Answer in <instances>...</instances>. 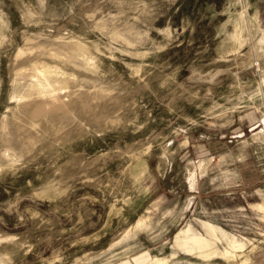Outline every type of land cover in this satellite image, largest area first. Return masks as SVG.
I'll list each match as a JSON object with an SVG mask.
<instances>
[{"label": "rangeland", "instance_id": "1", "mask_svg": "<svg viewBox=\"0 0 264 264\" xmlns=\"http://www.w3.org/2000/svg\"><path fill=\"white\" fill-rule=\"evenodd\" d=\"M257 175L264 0H0V264H264Z\"/></svg>", "mask_w": 264, "mask_h": 264}, {"label": "crops", "instance_id": "2", "mask_svg": "<svg viewBox=\"0 0 264 264\" xmlns=\"http://www.w3.org/2000/svg\"><path fill=\"white\" fill-rule=\"evenodd\" d=\"M256 173H263L262 172V169L260 170H256ZM259 177V175H257ZM247 185V183H246ZM243 185L244 188H252V189H246L247 191L250 192L249 195H247L246 197L248 198H252L253 196H256L259 198V200L261 201V203H257V205L261 204V205H264V176H260L259 179L253 181L251 183V185ZM243 188V189H244ZM252 190V191H250ZM245 195V190L244 191H238L237 190V196H236V199H237V202H242L241 200H247L246 197H244ZM208 226H211V227H215L217 229H219L220 231L222 232H225L223 229L219 228V227H216L210 223L207 224Z\"/></svg>", "mask_w": 264, "mask_h": 264}, {"label": "bare ground", "instance_id": "3", "mask_svg": "<svg viewBox=\"0 0 264 264\" xmlns=\"http://www.w3.org/2000/svg\"><path fill=\"white\" fill-rule=\"evenodd\" d=\"M198 236V235H197ZM195 242L197 243L198 242V244L200 243V247H202V246H204V247H208L209 246V243L206 241V239L205 240H203L202 238H200V237H195ZM197 244V245H198Z\"/></svg>", "mask_w": 264, "mask_h": 264}]
</instances>
